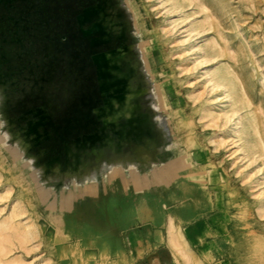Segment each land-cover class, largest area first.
I'll list each match as a JSON object with an SVG mask.
<instances>
[{"label":"rangeland","instance_id":"374dc122","mask_svg":"<svg viewBox=\"0 0 264 264\" xmlns=\"http://www.w3.org/2000/svg\"><path fill=\"white\" fill-rule=\"evenodd\" d=\"M191 262L264 264V0H0V264Z\"/></svg>","mask_w":264,"mask_h":264},{"label":"bare ground","instance_id":"6f19581e","mask_svg":"<svg viewBox=\"0 0 264 264\" xmlns=\"http://www.w3.org/2000/svg\"><path fill=\"white\" fill-rule=\"evenodd\" d=\"M117 116H120V115H118V114H116V117ZM187 157H188V154L187 155H185L184 157H183V159H182V161L180 162V165L182 164L183 166H188V165H190L189 164V161L187 160ZM113 168V167H112ZM155 172V170H153V172L152 173H154ZM185 172V171H184ZM183 173V172H182ZM186 173V172H185ZM170 228H172L171 226H170ZM171 232V231H170ZM169 233V232H168ZM172 233V232H171ZM171 235V234H170ZM174 235V234H173ZM180 236H182L181 234H179ZM178 235V236H179ZM176 237V236H175ZM177 240V238H175V240L174 241H176ZM176 245V244H175ZM182 252H184L185 254L186 253H188V251L186 250V249H183L182 250ZM187 256V255H186ZM191 264H196V263H192L191 262Z\"/></svg>","mask_w":264,"mask_h":264}]
</instances>
